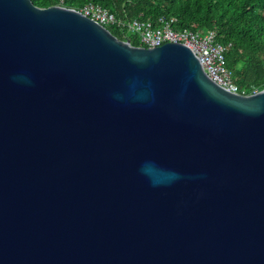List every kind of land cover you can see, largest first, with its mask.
Here are the masks:
<instances>
[{
	"label": "water",
	"instance_id": "95a60500",
	"mask_svg": "<svg viewBox=\"0 0 264 264\" xmlns=\"http://www.w3.org/2000/svg\"><path fill=\"white\" fill-rule=\"evenodd\" d=\"M0 264H264V89L0 0Z\"/></svg>",
	"mask_w": 264,
	"mask_h": 264
},
{
	"label": "trees",
	"instance_id": "16d2710c",
	"mask_svg": "<svg viewBox=\"0 0 264 264\" xmlns=\"http://www.w3.org/2000/svg\"><path fill=\"white\" fill-rule=\"evenodd\" d=\"M39 8L61 6L80 10L98 5L116 18L176 20L175 29L197 33L214 31L228 46L225 59L232 82L245 94L264 89V0H30ZM118 40L139 46V40L115 26L107 27Z\"/></svg>",
	"mask_w": 264,
	"mask_h": 264
},
{
	"label": "built area",
	"instance_id": "2783aa9c",
	"mask_svg": "<svg viewBox=\"0 0 264 264\" xmlns=\"http://www.w3.org/2000/svg\"><path fill=\"white\" fill-rule=\"evenodd\" d=\"M78 11L105 28L115 26L120 31L135 36L140 43L138 47L155 48L165 43L183 44L194 53L202 69L213 82L231 93L250 95L240 91L232 82V74L225 59L229 45L224 46L217 42L214 31L201 34L186 29L178 30L174 26L176 20L164 16L154 21L141 18L122 20L107 9L93 4H86Z\"/></svg>",
	"mask_w": 264,
	"mask_h": 264
}]
</instances>
